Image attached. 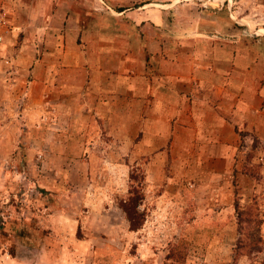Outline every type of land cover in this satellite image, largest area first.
Instances as JSON below:
<instances>
[{
	"label": "rangeland",
	"instance_id": "rangeland-1",
	"mask_svg": "<svg viewBox=\"0 0 264 264\" xmlns=\"http://www.w3.org/2000/svg\"><path fill=\"white\" fill-rule=\"evenodd\" d=\"M93 1L99 7L91 11L90 29H85V36L81 29L73 31V55L89 57V61L100 57L110 73L99 82H109L107 87L113 89L116 53L109 49L121 38L120 130L101 122L98 130H82V123L74 129L61 110L40 115L26 111L27 101L17 96L19 89L0 84V93L7 95L0 98V256H17L25 264H264V177L256 176V191L248 198L237 191L232 225L216 224L198 207L202 195L194 189L192 174L186 178V168L193 170L194 165L189 162L187 167L184 160H177L179 147L170 143L173 131L169 143L161 145L162 124L155 122L152 132L145 124L133 129L129 122L125 85L133 84L131 77L146 70L158 76L162 59L168 58L162 49L167 34L155 29H178L184 5L186 20L200 14L201 21L210 24L209 16L229 13L225 0L134 1L131 11L140 13L146 1L150 12L166 11L163 21L154 16L146 23L145 17L138 16L137 42L148 41L145 50L130 40L133 34L128 29L134 19L122 16L118 23L119 6L114 0ZM231 4L233 23L247 27V19L235 12L236 0ZM252 20L253 27L260 23ZM115 29H121V34ZM218 32V36L225 34ZM2 33L0 43L13 35V29ZM192 38L186 35L187 42ZM20 39L33 44V34L22 33ZM189 48L186 44L182 51L170 49L171 58L178 52L188 56ZM31 53L40 57L43 51L37 46ZM20 87L27 89L28 84ZM179 150L184 154L185 148ZM132 196L139 197L142 225L138 229L130 227L123 210Z\"/></svg>",
	"mask_w": 264,
	"mask_h": 264
},
{
	"label": "crops",
	"instance_id": "crops-1",
	"mask_svg": "<svg viewBox=\"0 0 264 264\" xmlns=\"http://www.w3.org/2000/svg\"><path fill=\"white\" fill-rule=\"evenodd\" d=\"M134 1L137 0L129 3L114 0L119 6L115 18L119 24L122 16L134 19L128 30L133 34L130 40L138 46L141 44L137 42L138 16L145 17L146 23L154 16L163 21L166 11L162 10L161 15L150 12L148 1L140 13L131 11ZM234 1L225 0L229 13L225 17L209 16L210 24L203 23L200 14L186 20L184 5L178 29H155L167 34L162 49L167 51L168 58L162 59L161 73L155 76L153 71L146 70L144 75L135 74L131 77L133 84L124 87L129 90L132 128L142 129L145 124L146 130L153 132L155 122L162 124L161 145L169 143L173 131L171 145L185 148L184 154L178 149L177 160H184L187 167L193 162V170L186 168V178L192 174L194 189L202 195L199 209L208 212L216 224L225 226L234 223L231 218L237 191L248 198L256 191V176L264 177V31L251 30H264V0H236L235 12L247 19V27L235 25L229 17L233 15ZM98 7L99 3L93 0H0V9L7 14L9 27L13 29V35L0 43V84L19 89L17 96L27 101L26 111L32 109L40 115L47 110H61L65 122L74 129L82 123V130H98L102 128L101 122L106 126L113 123V130L116 125L120 130L121 38L109 49L116 53L113 89L107 87L109 82H99L110 73L100 57L89 61V57L73 55L74 29H81L85 36V29L91 27V11ZM251 19L260 23L253 27ZM153 30L148 32L154 33ZM218 31L225 34L218 36L215 33ZM22 33L33 34V44L22 41ZM114 33L121 34V29H115ZM187 34L193 41H186ZM148 44L142 43L141 50L147 49ZM186 44L190 47L188 56L178 52L171 58L170 49L182 51ZM37 46L43 51L40 57L31 53ZM131 65L137 66L132 61ZM26 84L27 89L18 88ZM111 90L112 95H103ZM5 96L0 93V98ZM0 264L25 262L6 254L0 256Z\"/></svg>",
	"mask_w": 264,
	"mask_h": 264
},
{
	"label": "trees",
	"instance_id": "trees-1",
	"mask_svg": "<svg viewBox=\"0 0 264 264\" xmlns=\"http://www.w3.org/2000/svg\"><path fill=\"white\" fill-rule=\"evenodd\" d=\"M139 197L132 196L129 200L123 205V210L125 211L127 218L130 221V227L132 229H138L142 225L141 213L138 210L137 200ZM240 224V220H239Z\"/></svg>",
	"mask_w": 264,
	"mask_h": 264
},
{
	"label": "built area",
	"instance_id": "built-area-1",
	"mask_svg": "<svg viewBox=\"0 0 264 264\" xmlns=\"http://www.w3.org/2000/svg\"><path fill=\"white\" fill-rule=\"evenodd\" d=\"M9 27V19L7 14L0 9V42L3 40V33L2 30L8 29Z\"/></svg>",
	"mask_w": 264,
	"mask_h": 264
}]
</instances>
